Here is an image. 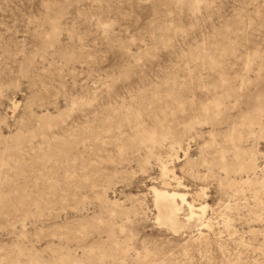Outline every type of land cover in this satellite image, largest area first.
Wrapping results in <instances>:
<instances>
[{
    "label": "rangeland",
    "instance_id": "obj_1",
    "mask_svg": "<svg viewBox=\"0 0 264 264\" xmlns=\"http://www.w3.org/2000/svg\"><path fill=\"white\" fill-rule=\"evenodd\" d=\"M0 264H264V0H0Z\"/></svg>",
    "mask_w": 264,
    "mask_h": 264
},
{
    "label": "bare ground",
    "instance_id": "obj_2",
    "mask_svg": "<svg viewBox=\"0 0 264 264\" xmlns=\"http://www.w3.org/2000/svg\"><path fill=\"white\" fill-rule=\"evenodd\" d=\"M163 167H165V166H163ZM165 168H167V167H165ZM165 168L163 169V173L166 171L167 172V170H165ZM168 169V168H167ZM162 173V174H163ZM168 173H170V172H168ZM172 173V172H171ZM166 174V173H165ZM172 175H174V172L172 173ZM163 176H164V174H163ZM169 176H170V174H169ZM167 177V176H166ZM172 177V176H171ZM176 177V176H175ZM168 178V177H167ZM170 179V178H169ZM168 179V180H169ZM172 179H174V178H172ZM175 179H177V178H175ZM164 181V180H163ZM178 181V180H177ZM177 181H175V182H177ZM164 182H166V181H164ZM173 182V181H172ZM174 183V182H173ZM176 184V183H175ZM179 183H177V186H179L178 185ZM164 186L166 185V184H163ZM168 185V184H167ZM171 186H172V184H170ZM170 185H168L169 187H171ZM168 186H167V188H168ZM177 186H175V187H177ZM171 188H173V187H171ZM170 188V189H171ZM169 189V188H168ZM177 189H179V188H177ZM176 188H174V190H177ZM155 191V190H154ZM156 193V203H157V205H158V207H160V208H162L163 210H165V212H166V214L168 213V214H171V215H173V214H176V211H179V209L178 208H181V207H179V204H178V201H181V203L182 204H184V203H187V201H186V197L184 196V195H181V194H179V193H177V192H171V191H167V190H164V191H156L155 192ZM187 195V194H186ZM154 198H155V196H154ZM154 201V202H155ZM193 203V202H192ZM188 204V203H187ZM195 204V203H194ZM157 205H156V207H157ZM189 205V210L190 211H192V214L191 215H193V217H194V215H195V212H202L203 214L204 213H206V211H205V208H202V207H200V208H197V207H194L193 205H191V204H188ZM195 205H197V204H195ZM199 205V204H198ZM201 205V204H200ZM181 206V205H180ZM206 206V205H205ZM186 207H188V206H186ZM182 208H183V206H182ZM182 208H181V210H182ZM207 209V208H206ZM181 212V211H180ZM180 212H178V213H180ZM163 213V212H162ZM201 213V214H202ZM161 214V213H160ZM202 214V215H203ZM177 215V214H176ZM179 215V214H178ZM162 216V215H161ZM166 216V215H165ZM172 217V216H171ZM199 218L201 217V216H198ZM174 218V217H173ZM176 218V217H175ZM174 218V219H175ZM206 218V217H205ZM171 219V218H170ZM177 219V218H176ZM176 219H175V221H176ZM209 219V218H208ZM167 220V219H166ZM206 220V219H205ZM209 221V220H208ZM208 221H206V222H208ZM163 222V221H162ZM174 223V222H173ZM204 224V223H203ZM206 226H208V225H206ZM205 225L203 226V227H206Z\"/></svg>",
    "mask_w": 264,
    "mask_h": 264
}]
</instances>
